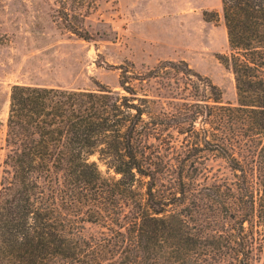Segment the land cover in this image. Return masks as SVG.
<instances>
[{
	"label": "trees",
	"instance_id": "obj_1",
	"mask_svg": "<svg viewBox=\"0 0 264 264\" xmlns=\"http://www.w3.org/2000/svg\"><path fill=\"white\" fill-rule=\"evenodd\" d=\"M55 1L66 29L92 38L82 22L94 0H69V11ZM219 1L233 103L183 59L118 66L119 89L10 85L0 264H255L264 248V0ZM165 147L212 151L230 176L209 179L202 161L170 160ZM85 222L97 228L84 232Z\"/></svg>",
	"mask_w": 264,
	"mask_h": 264
},
{
	"label": "rangeland",
	"instance_id": "obj_2",
	"mask_svg": "<svg viewBox=\"0 0 264 264\" xmlns=\"http://www.w3.org/2000/svg\"><path fill=\"white\" fill-rule=\"evenodd\" d=\"M69 7L68 0L67 11ZM203 10H216L218 17L207 20ZM82 23L92 38L82 39L63 26L55 0H0L2 122L13 83L91 88L100 82L119 89L118 66L145 70L163 59L185 60L220 88L223 103L235 101L233 75L219 59L228 52L219 0H94ZM185 80L187 90L192 86ZM165 103L172 105L170 100ZM3 137L2 123L0 169L5 152ZM161 150L166 152L163 155L168 152L170 160L184 157L193 164L202 161L209 179L230 176L212 151L172 154L169 148ZM99 168L106 174L103 165ZM96 228L84 223V232ZM255 264H264V248Z\"/></svg>",
	"mask_w": 264,
	"mask_h": 264
}]
</instances>
